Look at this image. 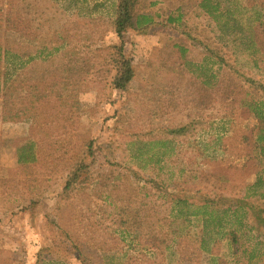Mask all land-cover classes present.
Returning <instances> with one entry per match:
<instances>
[{"label":"rangeland","instance_id":"374dc122","mask_svg":"<svg viewBox=\"0 0 264 264\" xmlns=\"http://www.w3.org/2000/svg\"><path fill=\"white\" fill-rule=\"evenodd\" d=\"M201 1L140 2L147 18L125 35L135 75L119 91V0H0V88L15 68L71 84L34 119L0 108V264H81L80 252L86 264H264L262 1H239L254 46L250 29L222 35Z\"/></svg>","mask_w":264,"mask_h":264},{"label":"trees","instance_id":"16d2710c","mask_svg":"<svg viewBox=\"0 0 264 264\" xmlns=\"http://www.w3.org/2000/svg\"><path fill=\"white\" fill-rule=\"evenodd\" d=\"M142 0H119L118 6L116 8V18L113 21L114 34L116 38L119 40V44L114 46L115 54V63L117 65L116 70L117 73L112 78L111 83L114 89L119 91H126L134 79V65L132 57L128 56L125 52V35L131 30L139 29V26L142 25V19L146 20V16L138 15V8L140 2ZM239 1L242 0H202L200 3L201 9L214 21L217 22V28L222 35H240V40L246 38L244 34L246 29L251 30V25L249 23H243L241 19H238L239 16H242L245 7L239 4ZM261 3L255 4V8L257 12V16L260 17L259 12L264 13V0H261ZM233 4L234 9L230 6ZM259 11V12H258ZM260 20V19H258ZM11 25V32H19L20 25L18 21L15 19L13 22L9 21ZM147 22H144L146 24ZM259 25V22H258ZM260 27H264L263 24ZM254 31L251 30L250 34H252V45L259 44L253 40L254 32L257 33L256 27H253ZM2 46L0 45V48ZM12 48L9 47L6 52H10ZM65 47L64 49H66ZM68 52V51H67ZM65 57L72 56V53H65ZM220 62L223 63V59H220ZM14 73L9 77L8 86L5 90L0 88L1 93V103L0 108L2 109V119L5 121H13L19 120L23 118H31L34 119L37 116V105L38 103H43L45 101H50L51 99H56L59 101L66 100L65 95L67 91L71 89L70 79L67 76L60 81H49L46 80L48 75L42 74L40 76H36L34 73V77H22V74L18 69H13ZM1 77V76H0ZM250 83H254L250 81ZM211 83H209L210 85ZM264 91V87H260ZM3 90V91H2ZM76 89L72 91L75 92ZM26 92V97L24 100L22 93ZM24 95V94H23ZM255 114L257 115V119L261 120L264 125V114L256 107ZM260 139V137H259ZM84 169L86 167L84 165L77 164L72 169L69 174L68 180L66 181L65 188L69 189L74 184L80 181V178L83 174ZM215 201H210L209 199L205 203H212ZM175 207L183 208L180 206H188V199H176L174 200ZM243 206V205H241ZM262 213H259L257 216L258 220L260 219V224L264 225V219L261 217ZM226 236H229V242L231 246H234L238 243V233L231 232L227 233ZM200 251H204L205 248L201 246L199 248ZM237 249L234 251V255H237ZM254 257V254L251 255V259ZM78 259L81 264H86L85 259L83 258L82 252L79 253ZM129 263V262H128ZM223 264V263H221Z\"/></svg>","mask_w":264,"mask_h":264}]
</instances>
